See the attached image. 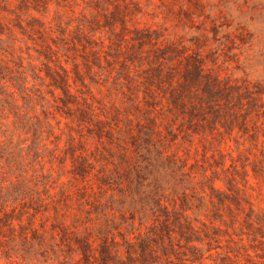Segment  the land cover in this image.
Wrapping results in <instances>:
<instances>
[{"label":"rangeland","instance_id":"1","mask_svg":"<svg viewBox=\"0 0 264 264\" xmlns=\"http://www.w3.org/2000/svg\"><path fill=\"white\" fill-rule=\"evenodd\" d=\"M3 186L0 264H264V0H0Z\"/></svg>","mask_w":264,"mask_h":264},{"label":"trees","instance_id":"2","mask_svg":"<svg viewBox=\"0 0 264 264\" xmlns=\"http://www.w3.org/2000/svg\"><path fill=\"white\" fill-rule=\"evenodd\" d=\"M0 190V207L4 210V214L9 215L12 210H15L17 206L14 204H10L11 199H15L19 197L18 193H13L9 188H5L4 186ZM17 194V195H16Z\"/></svg>","mask_w":264,"mask_h":264}]
</instances>
